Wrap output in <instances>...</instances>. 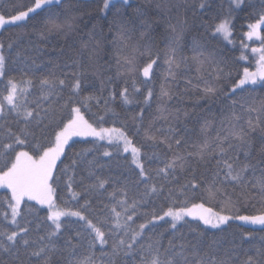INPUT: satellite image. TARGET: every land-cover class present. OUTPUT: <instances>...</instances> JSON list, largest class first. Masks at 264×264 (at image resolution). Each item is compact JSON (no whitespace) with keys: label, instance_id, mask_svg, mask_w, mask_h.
Instances as JSON below:
<instances>
[{"label":"snow or ice","instance_id":"6c2138e0","mask_svg":"<svg viewBox=\"0 0 264 264\" xmlns=\"http://www.w3.org/2000/svg\"><path fill=\"white\" fill-rule=\"evenodd\" d=\"M143 2L145 7L153 6V0ZM48 6L66 8L65 0H30L28 4H10V11H0V30L25 27V22L33 19L38 10L51 13ZM154 6L160 11L182 7L180 4L159 3ZM245 6H248V0H230L229 16L213 20L206 25V31L211 32L214 38L222 37L233 43L231 13L244 11ZM199 7L207 11L210 6L207 0H201ZM113 8L117 14L131 8L136 12V16L129 17L126 23L119 22L112 41L116 49L117 76L126 77L119 97L124 105L143 103L150 106L154 94L151 88L142 102L136 94L141 92L137 86V74L142 75L145 81L149 80L159 59V53L154 52L151 45L141 42L149 34L151 25L144 24L140 37L134 38L135 20L144 15L143 9L138 4L134 7L131 0H103L101 11ZM66 13L63 19L59 13L45 19L40 37L67 36L78 31L79 25L76 16L71 14V6L66 8ZM252 17L243 35L249 41L255 39L260 43L258 47L242 43L244 49L251 47L253 55L249 58L242 52L239 59L254 58L255 71L244 66L242 75L231 88L226 85L218 88L208 80L204 81L203 87L187 81L193 89L198 88L203 93V98L224 93L233 101V109L221 121L220 129L213 135L211 125L205 121L201 125L202 139L197 142H189L173 123L179 122L181 110L177 108L173 113L167 104L174 95L172 81L176 79L175 70L186 66L189 60L187 56L177 57L183 29L178 31L175 25H169L171 36L165 46V63L168 65L166 77H171V80L165 79L161 85L158 115L147 127H144L143 107L138 116H133L135 134L143 133L151 153L134 141L126 122L119 126H104L107 114L111 113L114 125L119 118L111 103L115 101L114 91L104 97L105 83L101 79L100 93L86 94L84 78L87 69L81 67L80 61L66 64L70 71H62L61 75L54 70L60 67L59 64L37 75L35 69L40 64L30 57L31 67L21 70L25 77L18 81L9 75L8 60L17 41L9 42L7 48L0 43V82L4 83L3 90H0V189L5 190L0 199V207L4 209L0 213V264H57L61 257L67 264H96L90 256L79 257L78 250L84 245L91 250L97 243L103 250L109 238L112 239L111 251L101 253L109 257L105 264H121L123 257H130L131 264H264V243L253 245L254 251L243 250L244 243L251 239V233L239 242H230L227 247L215 240L205 247L206 233L198 225L190 223L199 221L206 228L221 229V225L228 221L239 220L264 228V99L247 105L235 99L240 94L238 90L241 93L248 90L247 85H264V0H260L258 11L253 12ZM89 40H94L95 44L89 49L88 43H84L89 52L88 61L99 69L102 41L94 32L89 33ZM16 55L20 53L17 51ZM200 56L191 59L197 65L196 71L201 78L205 72L215 81L225 80L231 75L210 57L200 59ZM107 79L111 81L112 78ZM128 79L132 82L131 91L127 87ZM30 96L33 99L30 100ZM101 99L104 101V114L98 115L96 120L86 118L84 110L91 111L92 101L101 108ZM237 103L240 112L235 110ZM244 113H248L247 118ZM183 115L186 117L188 113L185 111ZM156 120L165 121L168 127H156ZM73 137L93 138L87 141L92 143V147L77 152L71 163L66 164L64 158L67 157V149L72 147L69 141ZM96 142L111 146V150L104 149V157L119 158L124 153L130 154V163L139 170L134 173L137 176L134 181L137 196H129L127 181L117 184L113 177L96 174L95 169L100 162L95 158L87 160L84 154L96 149ZM160 145H164L171 155L162 154ZM124 160L127 161L128 156H124ZM153 162L156 163L155 168L152 167ZM83 163L87 165L84 170L90 178L88 182L83 177L79 182L76 179V169ZM198 172L202 177L210 173V177L198 179ZM181 177L183 182H180ZM110 183L112 190L108 191L106 185ZM65 192L67 195H63ZM105 195L107 201L100 199L98 202L103 204L107 213L94 218L91 198H103ZM197 196L201 202H196ZM205 200L219 204V211L206 207ZM253 200L259 201L257 214H234L241 202ZM142 204H150V210L141 212ZM41 209L47 210L46 215H41ZM29 216H34L35 220ZM138 216L143 217V222L137 224L134 217ZM160 221L167 225L164 228V232H169L167 244L163 242L164 232L156 231ZM73 225V232H68ZM149 225L152 226V234L145 241L144 234ZM185 226L195 236L189 237L183 230ZM61 239H64L63 245L58 243Z\"/></svg>","mask_w":264,"mask_h":264},{"label":"trees","instance_id":"16d2710c","mask_svg":"<svg viewBox=\"0 0 264 264\" xmlns=\"http://www.w3.org/2000/svg\"><path fill=\"white\" fill-rule=\"evenodd\" d=\"M30 0H0V11H10V4L24 3L28 4ZM133 6L140 5L144 11V15L135 20V32L133 33L134 38L140 37V32L143 30L144 24L151 25L149 34L141 41L144 44L151 45L154 52L159 53V59L157 64L153 66L154 75L147 81L140 74H137V86L141 88V92L136 95L139 97L141 102L143 97L147 95L148 89L153 90V97L150 101V106L140 104L124 105L119 97V91L125 86L124 76H117L116 66V49L113 45L114 33L117 30L119 22H127L129 17H135L136 12L134 8L122 10L120 14L116 13V9L113 8L110 11H101L103 7V0H65L66 8L71 6V14L77 18L79 25L78 31H74L67 36L64 35H52L46 39L40 37V31L43 26V21L49 18L50 15L55 16L59 13L61 19L66 15V8H59L57 6H48L51 8V13L39 11L33 19L25 22L26 26L23 28L10 27L8 30H0V43L7 45L9 42L15 40L17 44L11 51V55L8 56L9 60V75L15 76L19 81L25 77V73L21 70H26L31 67L32 60L30 57H34L40 64V67L35 69L36 74L46 73L48 69L53 68L55 64H59V68H55L57 75H61L62 71H70L66 68V64H72L73 61H80L81 67L87 69V75L85 76V92L96 94L100 93L101 79L104 80L105 87L103 90V96L108 97L109 92L114 91L115 101L111 102L112 107L119 114V118L114 125L112 123L111 113L105 116V127L119 126L121 122H126L129 134L133 137L137 144L144 145V150L151 153L149 148V142L143 139V133L139 135L135 134V124L133 122V116H138L141 107L145 109L143 113L144 127H147L149 122L158 115L157 105L160 103L159 94L161 91V85L165 79L171 80V77H166L168 65L165 63V52L166 45L169 42L171 36V29L169 25H175L177 30L183 29L184 34L180 47L177 51V57L187 56L189 57L186 66H182L176 71V79L172 81V91L174 93L171 100L167 101L170 110L174 113L175 109L181 110V116L179 122L173 121L176 127L186 137L189 142H197L202 139L201 125L205 121L211 125L210 132L214 135L221 127V121L232 111L233 101L229 99L224 93H218L212 98H203V93L199 89H193L187 81L191 80L193 85L204 86V81L208 80L217 85V87L227 86L231 88L232 84L235 83L243 72V67L247 66L253 68L256 65L255 59L240 60L241 53H245L249 58L252 57L250 48L244 49L241 44H248L250 46L259 44L260 42L251 41L248 43L243 35L247 31V23L250 19H253L252 13L258 11V5L260 0H248V6H245L244 11L235 10L231 13L232 19V41L228 43L221 37L214 38L212 33L206 31V25L212 23L217 18H223L229 16V4L230 0H207L210 6L207 11L201 9L199 4L201 0H153V6L145 7L143 0H131ZM170 5L180 4L182 7L179 9L172 8L171 10L165 9L164 11L157 10L155 4ZM256 5V8L251 7ZM131 27V25H130ZM112 29V31H110ZM94 32L97 39H101V48L99 50L100 56V67L90 64L88 61V50L85 49L84 43H88L89 49L95 44L94 40H89V33ZM264 34V33H262ZM17 51L20 53L16 55ZM203 53V56L200 54ZM7 54V53H6ZM193 56H200V59L210 57L215 62L219 63L221 67L225 69V72H230L231 75L225 80L215 81L212 76H209L207 72L204 73L201 78L197 71V65L192 61ZM15 61V63H13ZM51 61L52 63H49ZM111 77V81L107 78ZM23 86V85H22ZM127 87L132 90L131 79H128ZM248 90L242 93L238 90L239 95L235 97L237 101L243 102L244 104H251L264 99V85H247L245 86ZM4 83L0 82V90H3ZM186 89H188L186 91ZM35 91V90H34ZM29 99H33L32 96ZM92 108L89 112L85 111L86 118L90 120H96L98 115H103V99L99 101L101 108L96 107V101H92ZM235 110L240 112V105H235ZM188 115L185 117L184 112ZM96 115H93V114ZM247 118L248 113H244ZM253 118L255 113L252 114ZM243 123V121H241ZM155 126L164 128L168 127V124L163 120H156ZM258 136V134H257ZM93 138H73L69 141L72 145L71 148L67 149V157L64 158L65 163H71V159L75 157L77 152H82L84 149L91 148ZM98 147L92 152L84 153L87 160H93L94 158L100 162L96 167L95 171L97 175L103 177H113L117 184H122L125 181L128 182L129 196H137L138 189L134 183L137 178L134 173H138V170L134 165L130 163V155L124 153L119 158H108L102 155L105 148L111 150V146L105 142H96ZM99 145H102L100 147ZM160 151L162 154L171 155L164 145H160ZM124 156H128V160H124ZM115 157V154H114ZM256 161L254 160L253 163ZM102 165V166H100ZM87 167L86 163L80 164L76 169V179L79 182L81 177L85 178V182H88L87 172L84 170ZM152 167H156V163H152ZM201 172L203 169L200 170ZM153 175L155 173L153 172ZM198 179H207L210 177V173H206L203 177L200 173L197 174ZM183 182V177L181 181ZM108 191L112 190V184L106 185ZM78 190L79 189L78 187ZM142 190V185L140 186ZM3 189H0V199L4 195ZM63 195H67L66 192ZM119 195V194H117ZM83 193L81 196V202H83ZM100 199L107 201V196L93 197L91 198V204L93 205L95 216L103 217L107 213V209L103 208V204L99 203ZM196 202H201L199 197H196ZM206 207H213L215 211H219V204L209 203L207 200L204 201ZM160 201H157L159 206ZM39 207L38 205L36 206ZM151 205H140V211H149ZM238 211L234 210V214L239 215H254L257 214L259 208V201L253 200L248 203L241 202L238 206ZM4 211L3 207H0V213ZM46 209H41V215H46ZM29 219L35 220L34 216H29ZM74 219V218H73ZM136 223L143 222V217H134ZM131 223V222H130ZM193 225H198L200 229H203L206 233L204 237V246L212 244V242L219 241L222 246H230V242H239L243 236L247 233H251L250 241H247L243 245V250L254 251L253 245L259 246L264 243L262 237H264V228L260 225L246 224L239 220H230L227 224L221 226V229L206 228L199 221H190ZM135 226V225H133ZM74 225L69 227L68 232H73ZM105 228L108 225L104 226ZM167 227L164 221L158 222L157 232H164V228ZM35 228V222L33 223ZM152 226L145 230L144 240H147L148 235L152 234ZM184 232L189 236H195L188 230L187 226L184 227ZM42 231V229H41ZM170 231V230H169ZM169 232H164V244H167ZM66 238V237H65ZM63 245L64 239L58 242ZM112 239L109 238L108 244L101 249V246L97 243L91 250L88 249L87 245H84L78 250L79 257H92L96 264H105L108 260L107 255H102V251H111ZM66 256V254H65ZM241 258H243V251L241 252ZM57 264H67L66 259L61 257ZM121 264H131L130 257H123Z\"/></svg>","mask_w":264,"mask_h":264},{"label":"rangeland","instance_id":"374dc122","mask_svg":"<svg viewBox=\"0 0 264 264\" xmlns=\"http://www.w3.org/2000/svg\"><path fill=\"white\" fill-rule=\"evenodd\" d=\"M222 38V37H221ZM223 39V38H222ZM224 40V39H223ZM224 41H226V40H224ZM246 41L248 42V43H250L251 41H254V42H259L258 40H255V39H253V40H251V41H249V40H247L246 39ZM227 42V41H226ZM259 46V44H254V45H252L251 47H258ZM251 47H249L250 48V50H251ZM250 69V71H255V69H256V65H255V67H253V68H249ZM243 73V72H242ZM242 75V74H241ZM22 86V85H21ZM73 138H82V137H73ZM72 138V139H73ZM87 138H91V137H87ZM129 154V153H128ZM130 155V154H129ZM131 158V157H130ZM138 170V169H137ZM139 171V170H138ZM167 219V218H166ZM247 224V223H246ZM221 226H223V225H221ZM99 244V243H98ZM100 245V244H99Z\"/></svg>","mask_w":264,"mask_h":264}]
</instances>
